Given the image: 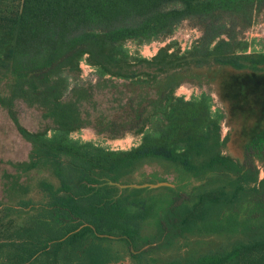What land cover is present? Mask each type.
<instances>
[{"label":"trees","instance_id":"obj_1","mask_svg":"<svg viewBox=\"0 0 264 264\" xmlns=\"http://www.w3.org/2000/svg\"><path fill=\"white\" fill-rule=\"evenodd\" d=\"M263 10L264 0H19L18 8L0 17V67L25 78L15 84L14 92L28 95L23 85L36 86L42 89L39 102L48 103L57 99L65 83L61 76L55 81L54 73L74 66L83 54L103 71L122 72L118 64L127 53L124 41L142 45L163 40L182 20L194 18L202 29L200 37L180 54L168 52L167 44L151 61L170 64L168 68L175 62V69L170 68L175 75L210 63L260 71L264 50L249 51V42L233 30L243 25L238 15L248 25ZM144 76L155 74L131 81L142 84ZM237 80L232 83L236 95L245 96L254 87H242ZM168 84L170 88L161 89L167 92L165 100L141 120L140 142L125 150L71 139L73 129L63 124L30 131L9 106L18 132L33 145L25 169L42 167L58 179L57 185L41 179L36 186L49 197L47 222L61 229L35 236L33 226L15 228L0 243V264H105L103 258L88 255L95 241L118 238L137 259L136 252L168 246L185 234L212 232L239 238L229 248L165 264H264V178H258L255 162L259 155L264 164V140L259 146L246 144L240 162L222 153L228 140L221 136L225 114L214 107L211 95L202 91L184 99L174 95L180 83ZM253 101L245 104L251 110L260 103L254 116L257 134L264 135V96ZM151 160L169 163L205 185L220 178L226 183L193 194L170 190L162 207L112 191L109 181ZM148 218H154L155 232L143 239L140 225Z\"/></svg>","mask_w":264,"mask_h":264},{"label":"rangeland","instance_id":"obj_2","mask_svg":"<svg viewBox=\"0 0 264 264\" xmlns=\"http://www.w3.org/2000/svg\"><path fill=\"white\" fill-rule=\"evenodd\" d=\"M18 5L19 0H0V17L9 15ZM238 16L236 19L243 25L233 31L238 32L240 39L249 42V51L264 50V10L256 14L248 25ZM201 34L200 24L192 18L182 20L171 36L163 40L142 45L126 40L123 47L127 53L123 62L118 64L122 72L103 71L93 65L85 53L74 66L58 69L54 73L55 81L61 76L65 83H62L57 99L48 103L39 102L42 89L36 86L23 85L28 89V95L14 92L15 84L25 78L5 73L0 67V243L6 242L15 228L24 225L33 226L35 236L58 234L61 229L47 222L49 197L36 186L41 179L57 185L58 179L42 167L25 169L24 164L33 145L18 132L9 115V106L16 111L20 124L30 131L63 124L73 129L68 134L71 139L92 141L111 150H125L140 142L142 134L138 130L142 127L141 120L165 100L162 95L167 92L161 89L170 88L168 83L174 81L180 83L175 88V96L189 99L206 91L211 95L214 107L224 112L221 136L227 135L228 140L221 147L222 153L240 162L246 144H261L264 135L257 134L254 109L260 106L256 101L264 96V67L260 71L235 70L210 63L180 70L175 75L170 69L175 62L168 68L170 64L151 61L159 48L171 44L168 52L178 50L180 54ZM144 74H155V77L144 76L142 84L131 81ZM236 80L242 87H254L245 96L236 95L235 86L232 87ZM251 98L257 104L247 110L245 102ZM261 127H264V122ZM255 162L259 169L258 178L263 179L264 164L259 155L255 156ZM225 183V179L220 178L212 186L205 185L201 178L158 160L143 162L117 181L108 182L116 195L126 196L134 202H156L158 207L165 205L172 195L170 190L193 194ZM21 201L31 204L20 206ZM154 232V218L141 222L143 239H151ZM111 238L93 242L88 255L97 260L103 258L105 264H165L172 260L183 263L210 251L229 248L239 235L215 232L185 234L168 246L136 252L137 259L130 255L123 241ZM3 258L4 254L0 253V261Z\"/></svg>","mask_w":264,"mask_h":264}]
</instances>
